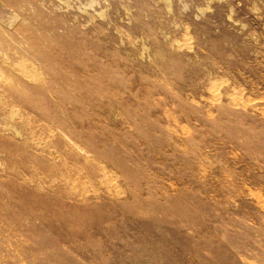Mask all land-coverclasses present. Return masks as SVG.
Returning a JSON list of instances; mask_svg holds the SVG:
<instances>
[{
	"label": "rangeland",
	"instance_id": "374dc122",
	"mask_svg": "<svg viewBox=\"0 0 264 264\" xmlns=\"http://www.w3.org/2000/svg\"><path fill=\"white\" fill-rule=\"evenodd\" d=\"M0 264H264V0H0Z\"/></svg>",
	"mask_w": 264,
	"mask_h": 264
}]
</instances>
